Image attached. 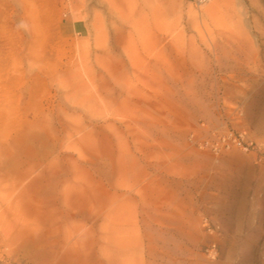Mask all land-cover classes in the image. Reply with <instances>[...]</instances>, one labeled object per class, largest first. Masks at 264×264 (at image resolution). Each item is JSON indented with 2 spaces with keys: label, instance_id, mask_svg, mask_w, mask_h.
<instances>
[{
  "label": "rangeland",
  "instance_id": "374dc122",
  "mask_svg": "<svg viewBox=\"0 0 264 264\" xmlns=\"http://www.w3.org/2000/svg\"><path fill=\"white\" fill-rule=\"evenodd\" d=\"M0 251L264 264V0H0Z\"/></svg>",
  "mask_w": 264,
  "mask_h": 264
},
{
  "label": "built area",
  "instance_id": "2783aa9c",
  "mask_svg": "<svg viewBox=\"0 0 264 264\" xmlns=\"http://www.w3.org/2000/svg\"><path fill=\"white\" fill-rule=\"evenodd\" d=\"M220 143L225 145L227 148H230L232 145L236 146L238 145L239 147L245 149V150H250L254 148V142L247 138L244 133H239L238 135H234L233 133L229 135H223L219 141H217L213 146L215 149H218ZM0 264H17L12 261H9L2 251H0Z\"/></svg>",
  "mask_w": 264,
  "mask_h": 264
},
{
  "label": "bare ground",
  "instance_id": "6f19581e",
  "mask_svg": "<svg viewBox=\"0 0 264 264\" xmlns=\"http://www.w3.org/2000/svg\"><path fill=\"white\" fill-rule=\"evenodd\" d=\"M215 5H216V3H213V4L211 5V9H210V10H212V8H214ZM36 30L39 31L40 28L37 27ZM6 130H7V124H5V125L2 127V131H3V132H5Z\"/></svg>",
  "mask_w": 264,
  "mask_h": 264
}]
</instances>
